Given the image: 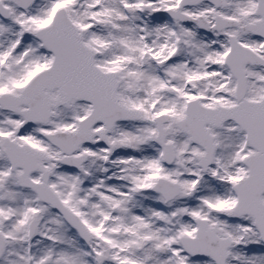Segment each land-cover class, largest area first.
<instances>
[{
    "label": "snow or ice",
    "instance_id": "obj_1",
    "mask_svg": "<svg viewBox=\"0 0 264 264\" xmlns=\"http://www.w3.org/2000/svg\"><path fill=\"white\" fill-rule=\"evenodd\" d=\"M0 264H264V0H0Z\"/></svg>",
    "mask_w": 264,
    "mask_h": 264
}]
</instances>
